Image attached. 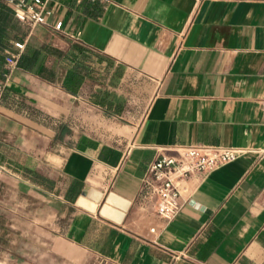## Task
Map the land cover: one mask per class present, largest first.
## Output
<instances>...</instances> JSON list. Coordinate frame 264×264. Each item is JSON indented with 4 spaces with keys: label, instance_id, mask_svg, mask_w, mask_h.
<instances>
[{
    "label": "crops",
    "instance_id": "1",
    "mask_svg": "<svg viewBox=\"0 0 264 264\" xmlns=\"http://www.w3.org/2000/svg\"><path fill=\"white\" fill-rule=\"evenodd\" d=\"M45 1L0 98L17 261L264 264V0ZM207 144L242 152L162 219L140 195L149 163ZM110 192L130 203L119 222L99 212Z\"/></svg>",
    "mask_w": 264,
    "mask_h": 264
},
{
    "label": "built area",
    "instance_id": "2",
    "mask_svg": "<svg viewBox=\"0 0 264 264\" xmlns=\"http://www.w3.org/2000/svg\"><path fill=\"white\" fill-rule=\"evenodd\" d=\"M15 16L28 24L46 23L49 14L45 0H6ZM19 51L23 43L16 42ZM17 54L6 57L5 82L18 68ZM0 87V95L5 85ZM242 152L238 147L219 144L184 145L174 149L173 154H161L153 159L141 181L140 195L148 201L156 214L164 220L172 219L180 209V200L188 191V178L195 172H207L234 159Z\"/></svg>",
    "mask_w": 264,
    "mask_h": 264
},
{
    "label": "trees",
    "instance_id": "3",
    "mask_svg": "<svg viewBox=\"0 0 264 264\" xmlns=\"http://www.w3.org/2000/svg\"><path fill=\"white\" fill-rule=\"evenodd\" d=\"M21 23L25 24L23 21L16 19L11 5L6 0H0V87L5 82V74L7 73L6 57L9 54H17L19 48L16 42L22 43V37L25 31L21 27ZM31 60L24 57V54L20 51L16 65L17 67L24 66L25 63ZM4 90L5 85L1 91L0 98Z\"/></svg>",
    "mask_w": 264,
    "mask_h": 264
},
{
    "label": "rangeland",
    "instance_id": "4",
    "mask_svg": "<svg viewBox=\"0 0 264 264\" xmlns=\"http://www.w3.org/2000/svg\"><path fill=\"white\" fill-rule=\"evenodd\" d=\"M17 68L11 73V76L16 72ZM10 76V77H11ZM7 198H3V190L0 188V264H23L18 260V243L20 241L18 226L20 224V215L16 208H13L14 213H6L7 206H12L14 203H9ZM4 209V210H3ZM13 224L14 228L9 225Z\"/></svg>",
    "mask_w": 264,
    "mask_h": 264
},
{
    "label": "water",
    "instance_id": "5",
    "mask_svg": "<svg viewBox=\"0 0 264 264\" xmlns=\"http://www.w3.org/2000/svg\"><path fill=\"white\" fill-rule=\"evenodd\" d=\"M86 197L91 200L92 203L90 204V207L95 210L98 204H100L103 195L101 194V192L90 189L86 193ZM129 204L130 203L127 199L120 197L113 192H110L105 196L100 206L99 212L100 214H103L119 222L120 216H122V214L128 209ZM114 208H118V210L120 211L119 213H116L117 217H114Z\"/></svg>",
    "mask_w": 264,
    "mask_h": 264
}]
</instances>
